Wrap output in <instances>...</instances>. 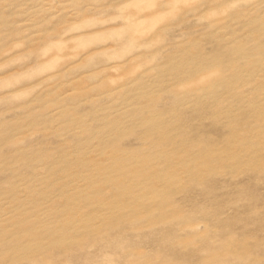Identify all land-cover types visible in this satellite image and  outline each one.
Listing matches in <instances>:
<instances>
[{
	"label": "rangeland",
	"instance_id": "1",
	"mask_svg": "<svg viewBox=\"0 0 264 264\" xmlns=\"http://www.w3.org/2000/svg\"><path fill=\"white\" fill-rule=\"evenodd\" d=\"M0 264H264V0H0Z\"/></svg>",
	"mask_w": 264,
	"mask_h": 264
}]
</instances>
